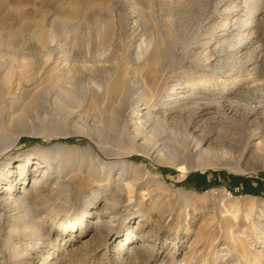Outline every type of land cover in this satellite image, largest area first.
I'll use <instances>...</instances> for the list:
<instances>
[{"label": "rangeland", "instance_id": "1", "mask_svg": "<svg viewBox=\"0 0 264 264\" xmlns=\"http://www.w3.org/2000/svg\"><path fill=\"white\" fill-rule=\"evenodd\" d=\"M251 2L0 0V62L15 68V54L24 53L25 76L32 79L17 94H9V84L0 81V107L8 105V117L0 118V168L17 166L7 162L11 156L19 162L21 154L37 156L38 149L57 143L67 149V160L87 162L83 172L75 165L66 169L71 182L58 186V173H53V180L31 192L30 210L38 216L35 227L42 234L36 244L28 246L30 239H21L31 217L21 216L22 210L5 212L11 217L0 232V264H14L9 258L12 244L28 252L23 264H264V150L259 144H264V0L249 9ZM250 15L254 33L244 47L232 30L238 32L241 23L246 26ZM48 39L51 45L45 48L43 41ZM144 40L149 42L146 55L136 64L135 54ZM135 72L137 81L150 88L139 108L150 106L166 117L165 132L157 130L163 138L181 144L193 134L205 148L232 154L238 167L182 171L128 141L123 143L124 155L111 156L104 149L117 152L113 141L98 147L74 129L65 136L42 134L50 126L44 119L47 112L41 110L40 88L62 76L73 94L71 101L61 100L62 107L73 111L79 122L92 114L91 121L104 126L101 115L92 110V94L83 95V85L89 88L94 79L104 81L96 102L104 105L109 117L118 101L113 94L121 93L119 86L134 79ZM176 83L188 98L174 106L168 101L176 96ZM49 103L52 112L61 111L62 104ZM16 128L25 132L3 136V129ZM13 136L18 141L6 148ZM247 140L249 149L238 162ZM91 161L95 166L114 164L111 187L118 182L119 165L127 169L125 182L133 186L124 190L116 207L110 195H99L107 181L89 176ZM19 171L18 180L24 177ZM79 214L84 223L70 224ZM9 229L15 235L8 239Z\"/></svg>", "mask_w": 264, "mask_h": 264}, {"label": "bare ground", "instance_id": "2", "mask_svg": "<svg viewBox=\"0 0 264 264\" xmlns=\"http://www.w3.org/2000/svg\"><path fill=\"white\" fill-rule=\"evenodd\" d=\"M248 1L249 2L252 1L247 5V8L251 9L254 8L256 3L260 2L261 0H246V2ZM253 17L254 16L250 15V18L246 21L247 24L246 26L245 25L243 26L244 23H241L238 20L242 24L241 29H239L238 32H233L232 30V37H234L235 39L236 38L239 39L238 43H241L242 46L244 47L245 44L248 43L247 39L253 31L252 30L253 24H249V22H253V23L255 22V19ZM53 40L54 39H52V41ZM50 43H51L50 39L44 40L43 47L49 48L51 45ZM148 44L149 42L146 40H144L142 43L139 44V47L135 54L134 63L137 64L139 61H141V58L144 55H146V49ZM47 54L49 53L48 52L45 53L46 58L49 59L50 55ZM22 55L19 53L15 54V62H16L15 68L14 66L9 67L7 65V62L4 60H1L2 62H0V81L4 80L9 84L10 86V92L8 91L9 94H17L20 89V86H25L27 85L28 82L32 80L29 77L27 78L25 76L27 59L26 57H24L25 55L24 56ZM65 56L66 58H68V55ZM138 75L139 73L135 72L134 79L130 81L126 80L123 83L121 82L122 84L120 83L121 85L119 87L120 89H122V91L121 93H117V91H115L116 93L113 94L114 98L118 101H117V105H115L116 107L114 108V113L109 117L107 116V114H105L107 112H104L103 109L104 105L100 107L99 105L101 103L98 105V103L96 102L99 94L102 92L105 86L104 81L100 79H94L92 81L93 82L92 85H90L89 88L87 87V85H83L82 91L85 93L83 95H85L86 97L87 96L86 94L89 93L92 94V98L94 100L92 110L94 109V112L101 115L100 118L104 122L105 124L104 126H97L95 124V121L92 122L91 121L92 114L90 116H87L86 118L83 117L82 119H80L81 121L79 122V120H75L76 114L73 111L65 107H62L63 103L61 102V100L66 99L71 101L72 99L71 97L73 95L71 94L70 91L71 87L68 88L69 86L66 87V85L63 84L65 82L62 76L59 79H56L55 80L56 82L51 83V85L43 86L42 88H40V106H41V110L47 112L46 115L44 116V119L48 120L49 122L48 126L50 127H48L44 131L42 130V134L44 133V135L48 137H58L61 135L65 136L69 133L70 129H74L76 133L78 131L79 133L82 132V134L88 135L90 138H92L95 141V143H97L98 147H102L101 145H105L113 141L112 142L113 145L118 147L117 152L113 151L114 148L104 149V151L111 156L124 155L123 154L124 152H122L123 148L125 147L123 146V143L125 141H128L129 144H131L134 148H136V150L141 151L148 156H154V158H157L159 161L167 164H171L182 171H185L187 169H192L198 166L201 167L222 166L232 169H236L238 167L236 162H232V154L226 153L227 151L224 154L223 153L218 154L211 147L205 148L202 141L194 137L193 134H188L184 138V141H182L181 144H179L176 140H167V138H163L161 136V133H159V131L157 130L163 129L162 132H165L164 130L166 127L165 124L166 117L164 118L159 112L154 113L150 109V106L139 108L140 105H142L143 101H146L147 97L149 96L150 88L145 84H143L142 83L143 81L141 83L137 81ZM128 77L129 76H127V78ZM137 82H139V84H137ZM179 88H182L180 83H176L175 86H173V91H174L173 94L176 96L174 95H173L174 97L171 96V98L168 101V103H173L174 106L179 105L181 102L184 103V101H186V99L188 98L184 94H181L182 91H178ZM45 93H47V95H45ZM49 100H52L53 103L57 105L62 104L60 105L61 111H59L58 113L56 111L52 112L51 111L52 108L50 107ZM82 101L85 103L86 101L85 98H83ZM7 106L3 105L0 107L1 119H6L8 117ZM144 109H148V110L143 112ZM129 121H131V123L128 125ZM121 126H123V129L121 130L122 132H120ZM24 132L25 130H22V128H16V130L10 132H8L6 129L2 130V134L5 137L12 136L14 134L20 135ZM149 132H151V134H148ZM17 141H18V137L13 136L11 139H9L6 148H10L14 146ZM259 144H260V148L264 150V144L262 142H260ZM62 146H64L63 143H57L56 145H54V147L38 149L36 153L37 156L36 155L33 156L34 153L32 152L23 153L20 155L21 160L19 162H16L18 161L16 156H11L7 162L8 163L12 162L13 165L17 163V166L15 167L11 166L10 168H6L7 167L6 166L4 170L0 168V208L2 212L0 214V232H2V230H5V227L9 225L8 217L10 215L8 214L5 215V212L6 211L18 212L22 210L23 215L21 216L31 217L30 220H32V222L30 221L31 226L27 231H22L23 229L21 230L23 232L22 234L23 236L21 235L22 236L21 239L29 238L30 244H28V246H32L41 240L42 234L39 230H37V227H35V223L37 222L35 218L38 216L34 215V213H31L32 211L30 210V208H32L33 205L31 192L32 191L37 192L41 190L42 186H45L48 180H53L52 179L53 173H58L57 179L55 178L56 184L58 186L62 183L66 184L68 182H71L72 175L70 177L68 176L66 177V175L64 174V172H66V169L71 171V169L75 165L76 169L79 172H83L85 170V165L87 163L86 160H84L85 158L81 159L79 162L67 160L65 157V154L67 153V149ZM249 146H250V140H247L243 146L240 156H238L239 159L238 162L245 157L249 149ZM130 152H134V150H131ZM94 164L95 163H93L89 168L88 171L89 176H91L92 179L97 180L99 182L107 181V188L99 190L98 193L99 195H102V193H105L103 194L105 196L110 195L111 204L113 205V207H116L117 203L121 200V196L124 190L128 188V186L130 188L133 186V185L131 186V183L125 182V180L128 179L127 169L122 164L119 165L118 182L113 187H111L110 181L112 180L113 177L112 172L114 171V164L108 163L106 166L103 165L95 166L96 164L95 165ZM17 168H19L20 170L19 172L21 173V175L24 176L19 180L18 177L16 176ZM239 168H238L239 170H242L247 167H239ZM41 172H43V174ZM4 175H5L4 178L8 180L7 183L3 181ZM135 175H136V179L141 178L140 171L137 170ZM30 182H31V186L28 187ZM2 185L3 186L5 185V189L3 191H1V187H3ZM68 193L69 191L67 190V194ZM73 218L75 220L70 223L73 225L80 221H83L84 223V221L86 220L83 214L76 215ZM262 226H264L263 222L261 224V229H263ZM7 232L9 233L7 236L8 239L10 236L12 237V234L15 235V230L13 229H9ZM62 233L64 234L65 232L63 231ZM129 237L130 235L127 236V238ZM122 241H125V238L121 240L120 243L121 249L123 248V243H124V242L122 243ZM9 253H10L9 258L11 259V263L14 264H23L22 261L24 257H26V255L28 254L27 251H20L18 249V246H16V244H12V246H10ZM132 256L137 257L136 255H132Z\"/></svg>", "mask_w": 264, "mask_h": 264}]
</instances>
